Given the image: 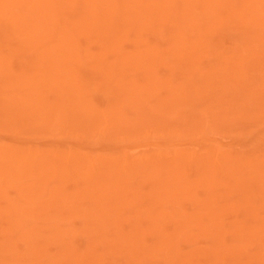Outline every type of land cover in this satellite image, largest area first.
Instances as JSON below:
<instances>
[{
    "label": "rangeland",
    "instance_id": "rangeland-1",
    "mask_svg": "<svg viewBox=\"0 0 264 264\" xmlns=\"http://www.w3.org/2000/svg\"><path fill=\"white\" fill-rule=\"evenodd\" d=\"M0 264H264V0H0Z\"/></svg>",
    "mask_w": 264,
    "mask_h": 264
}]
</instances>
